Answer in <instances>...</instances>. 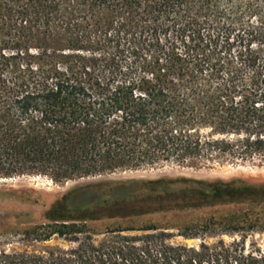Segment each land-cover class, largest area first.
<instances>
[{
    "label": "trees",
    "instance_id": "obj_1",
    "mask_svg": "<svg viewBox=\"0 0 264 264\" xmlns=\"http://www.w3.org/2000/svg\"><path fill=\"white\" fill-rule=\"evenodd\" d=\"M247 162L264 163V0H0V179ZM263 201L241 179L95 183L0 240V264H264L245 233L200 236L228 234L215 220L178 235L197 246L154 225L86 224ZM249 221L232 217V232ZM53 239L71 246L9 247Z\"/></svg>",
    "mask_w": 264,
    "mask_h": 264
},
{
    "label": "rangeland",
    "instance_id": "obj_2",
    "mask_svg": "<svg viewBox=\"0 0 264 264\" xmlns=\"http://www.w3.org/2000/svg\"><path fill=\"white\" fill-rule=\"evenodd\" d=\"M96 178L99 179L94 180ZM96 178H86L66 184H55L48 178L37 175L0 179V240H3L6 235L14 236L15 232H22L39 224L50 223L52 220L49 219V212L52 207L70 191L87 185L95 183L131 184L185 179L209 182H229L241 179L249 183L264 185V163L247 162L213 168L165 165L163 167L135 171H119ZM188 204L160 206L155 209H149L152 212L141 216L119 220L87 221L86 224L96 233H103L107 228H115L117 226L141 228L154 225L176 235L173 240L176 243L197 246L201 242L199 239L185 240L178 235L187 228L197 229L215 220L221 224L220 228H223L224 232H228V234L216 236L214 233L199 232L200 236H207L206 240L209 243L217 242L219 239H223L228 243L234 240H241L242 235L245 233L247 234V246L257 243L264 250V201L257 204L245 202L220 206L216 204L208 207L193 205L196 202H189ZM232 217L239 220L249 219L248 223L252 225L248 224V226L251 229L243 233H233L231 226L235 223H231ZM99 238L101 239L102 236H99ZM47 246L68 248L71 245L62 240L53 239L47 243H37L28 246L15 243V245L9 247H17L29 251L36 250L38 252Z\"/></svg>",
    "mask_w": 264,
    "mask_h": 264
},
{
    "label": "water",
    "instance_id": "obj_3",
    "mask_svg": "<svg viewBox=\"0 0 264 264\" xmlns=\"http://www.w3.org/2000/svg\"><path fill=\"white\" fill-rule=\"evenodd\" d=\"M99 178H96V179H94V180H98Z\"/></svg>",
    "mask_w": 264,
    "mask_h": 264
},
{
    "label": "bare ground",
    "instance_id": "obj_4",
    "mask_svg": "<svg viewBox=\"0 0 264 264\" xmlns=\"http://www.w3.org/2000/svg\"><path fill=\"white\" fill-rule=\"evenodd\" d=\"M237 177V176H236Z\"/></svg>",
    "mask_w": 264,
    "mask_h": 264
}]
</instances>
